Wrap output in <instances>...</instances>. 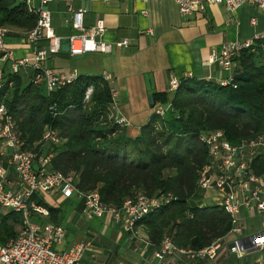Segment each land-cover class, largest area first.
Here are the masks:
<instances>
[{
	"label": "trees",
	"instance_id": "obj_1",
	"mask_svg": "<svg viewBox=\"0 0 264 264\" xmlns=\"http://www.w3.org/2000/svg\"><path fill=\"white\" fill-rule=\"evenodd\" d=\"M36 23L37 17L27 12L24 3L0 0V27L25 34ZM234 60L238 63L233 79L236 87L183 80L172 100V111L163 117L153 115L135 137L127 126H118L110 117L111 85L101 75H79L72 84L46 96L39 89L41 84L23 86L15 76L10 97L7 90L1 95L17 123L23 150L41 154L36 144L46 127L55 129L63 142L51 147L55 153L52 167L76 176L83 191L98 189L107 206L121 207L136 194L153 197L170 193L168 204L137 224L145 226L158 246L168 232L178 246L198 250L225 237L232 228L221 207L191 206L198 190V170L208 159L198 135L222 131L232 145L264 138V46L243 50ZM89 85L94 91L91 104L84 107ZM160 101L165 104L168 99ZM251 166L264 178L263 156L253 158ZM4 210L0 207V245L14 239L23 226L22 214ZM48 212L50 215V208ZM249 257L255 262V254Z\"/></svg>",
	"mask_w": 264,
	"mask_h": 264
},
{
	"label": "crops",
	"instance_id": "obj_2",
	"mask_svg": "<svg viewBox=\"0 0 264 264\" xmlns=\"http://www.w3.org/2000/svg\"><path fill=\"white\" fill-rule=\"evenodd\" d=\"M26 1L17 0V3H24L27 9ZM46 7L50 12L51 27L61 38L62 44L67 43L70 35L78 33L73 28L72 16L79 9L86 10L83 16L85 29L102 20L105 24L102 36L104 41L111 43L121 39L128 40L127 47L115 48L110 54L86 53L71 56L68 51L60 50L49 55L42 65L58 74L76 71L78 76L96 77L104 72L108 73L116 93L115 102L109 107L110 117L125 118L132 137L137 136L155 115L158 105H172L183 80L193 79L221 85L228 78L234 79L237 61L234 60L230 69L225 70L210 63L212 51L219 50L224 43L235 40L243 42L264 33V13L251 5H244L234 13L223 5H209L202 13L188 16L179 14L174 0H55ZM10 31L9 40H5L8 47L14 49L18 56L30 52L33 45L26 42L22 34L24 32L18 29ZM46 45V40L39 44ZM256 46L263 47L264 39L257 41ZM8 69L9 65H5V75L9 74ZM32 75V68H20L13 79L18 76L23 86H27L32 83ZM145 75H152L153 78L156 89L154 106L148 103ZM172 77L180 81L174 94L168 92ZM39 84L42 95L49 94L44 82ZM6 90L8 93L5 95L10 97L11 90ZM165 97L168 102L161 103L160 100ZM37 145L42 150V155L48 152L45 149L47 147L41 148L39 142ZM2 148L0 143V151ZM74 177L77 185V177ZM211 190L214 191L211 198L214 203L211 207L219 206L221 196L217 190ZM34 196L32 200L47 210L50 208L51 213L47 216L32 213L31 220L64 228L62 242L54 246L57 250H67L75 243L88 242L79 264H256L259 255L257 251L249 253L245 249L239 250L240 254H237L225 247L213 260L191 261L186 256L158 260L154 253L159 246L151 241L143 224H136L133 232H127L108 217L88 218L84 214L83 200L76 196L67 198L61 192L36 193ZM198 201H194L191 206L208 207ZM5 210L4 212L9 211ZM238 226L241 232H229L223 237L224 241L235 242L258 233L260 217L253 209L244 208L238 216ZM251 254L256 255L255 262L254 258L249 257Z\"/></svg>",
	"mask_w": 264,
	"mask_h": 264
},
{
	"label": "built area",
	"instance_id": "obj_3",
	"mask_svg": "<svg viewBox=\"0 0 264 264\" xmlns=\"http://www.w3.org/2000/svg\"><path fill=\"white\" fill-rule=\"evenodd\" d=\"M55 0H38L36 6L29 5L27 10L37 17L33 29L24 34L28 44L33 45L30 52L18 56L14 49L5 43L10 34L5 27H0V207L22 214L23 226L16 237L5 245H0V264H79L88 242H78L69 249L59 251L54 246L59 245L64 237V228L60 225L37 223L31 220V214L36 213L47 216L48 210L32 200L36 193L51 194L61 192L65 197H78L83 200L84 214L88 218L110 220L121 225L123 230L133 232L138 221L148 214L168 204L172 195L148 197L136 194L125 199L121 207L105 205L98 189L83 191L75 183L72 174H63L52 167L55 153L51 147L60 145L62 138L58 132L46 127L39 141L41 148L49 147L46 154L42 155L34 150H23L22 141L18 133L17 123L9 113L5 96L1 94L14 85L13 75L20 68H32V84L44 82L48 92L72 84L77 78L76 71L69 74H58L52 69L44 68L43 62L49 55L61 50L62 40L51 27L50 12L47 5ZM72 1V0H65ZM107 1V0H104ZM181 16L193 13H202L206 6L223 5L234 13L244 5H251L264 13V0H174ZM85 9L73 12L72 25L78 33L70 35L67 43L71 56L86 53L110 54L115 48L127 47V39L115 42H106L102 39L105 24L97 21L88 29L84 28L83 16ZM255 22L253 21V24ZM264 39V33L240 42L238 40L224 43L219 50H214L210 55V63L217 64L225 70L230 69L236 55L243 50L254 51L256 42ZM42 40L47 41L46 46H39ZM9 65V74H4V66ZM103 80L111 85L108 73L101 74ZM180 81L172 77L169 81L168 92L175 93ZM233 84V78L221 82L226 86ZM112 104L115 102L116 93L111 85ZM93 86L89 85L84 93L83 105L91 104ZM111 107V105H110ZM172 111V105H158L155 115L165 116ZM114 122L120 126H128V121L123 117H113ZM198 141L206 146L207 161L198 170L195 186L197 189H215L221 196L219 206L228 215L232 233H240L238 216L242 209H253L260 217V230L254 236V247L259 253L256 264H264V178L254 173L251 161L257 156L264 157V138L259 136L253 139L242 140L237 145L230 144L222 131L200 133ZM237 242V241H235ZM228 241L223 238L214 240L209 246L202 249H192L178 246L171 234L164 235L155 258L163 260L167 257H188L191 261L197 259L213 260L220 251L227 247ZM240 254L237 247L229 249ZM123 264V263H119Z\"/></svg>",
	"mask_w": 264,
	"mask_h": 264
},
{
	"label": "water",
	"instance_id": "obj_4",
	"mask_svg": "<svg viewBox=\"0 0 264 264\" xmlns=\"http://www.w3.org/2000/svg\"><path fill=\"white\" fill-rule=\"evenodd\" d=\"M61 50L69 51V44L64 43L61 45ZM145 86L147 90V99L150 106H154V95L156 94L155 85L153 82L152 75H145ZM254 236H258L255 234ZM253 235L240 239L237 242L231 241L228 243L227 247L229 249L237 247L238 250H247L249 253L255 252L257 249L254 247Z\"/></svg>",
	"mask_w": 264,
	"mask_h": 264
},
{
	"label": "rangeland",
	"instance_id": "obj_5",
	"mask_svg": "<svg viewBox=\"0 0 264 264\" xmlns=\"http://www.w3.org/2000/svg\"><path fill=\"white\" fill-rule=\"evenodd\" d=\"M24 0H18V2H22ZM37 4V0H31V3L29 5H33L35 6ZM8 30H10L9 28H7ZM9 40V37L7 35L6 37V41ZM214 194V191L213 190H201V189H198L195 194H194V198L193 200L190 201L191 204H193L194 201H198L200 203H204L206 206L208 207H211V205L214 203L212 201V196ZM7 210V209H6ZM5 210V211H6Z\"/></svg>",
	"mask_w": 264,
	"mask_h": 264
}]
</instances>
